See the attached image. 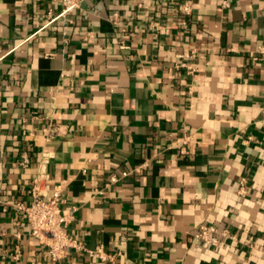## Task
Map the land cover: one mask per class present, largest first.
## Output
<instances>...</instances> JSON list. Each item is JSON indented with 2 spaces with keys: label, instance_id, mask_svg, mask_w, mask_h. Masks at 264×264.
<instances>
[{
  "label": "crops",
  "instance_id": "1",
  "mask_svg": "<svg viewBox=\"0 0 264 264\" xmlns=\"http://www.w3.org/2000/svg\"><path fill=\"white\" fill-rule=\"evenodd\" d=\"M60 11L0 0V264L50 263L12 206L37 175L83 246L60 264H264V0Z\"/></svg>",
  "mask_w": 264,
  "mask_h": 264
},
{
  "label": "built area",
  "instance_id": "2",
  "mask_svg": "<svg viewBox=\"0 0 264 264\" xmlns=\"http://www.w3.org/2000/svg\"><path fill=\"white\" fill-rule=\"evenodd\" d=\"M61 5L59 18H62L66 24H72L71 15L80 11L85 0H57ZM224 5L228 4L224 2ZM179 9L186 15L190 14V8L187 5L180 6ZM48 22L54 21L51 11L46 14ZM112 24L117 25L119 15L112 13L109 17ZM182 26H185L182 23ZM121 48H124L123 44ZM53 127L49 125L42 131L51 134ZM182 153H185L182 150ZM28 160L24 158L22 165H27ZM126 172H121L118 175H113L109 178V184L112 185L127 177ZM41 176L37 175L32 181L31 188L28 192L29 201L27 204L22 202H14L12 206L24 217L25 224L29 230L30 236L37 240L50 258L49 264H60L65 260L70 251H81L83 246L75 240L66 230L67 218L62 213V205L64 197L61 191L56 188L51 194H45L40 188ZM243 189H240V192ZM4 209V208H3ZM192 238L201 242L206 246H216L218 243L217 231L213 226L200 225L192 234ZM88 257L91 260L108 261L110 257L106 255L100 248L94 251H87ZM20 253L18 248H15V254L12 259L16 260ZM40 264V263H37Z\"/></svg>",
  "mask_w": 264,
  "mask_h": 264
}]
</instances>
